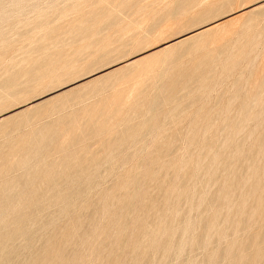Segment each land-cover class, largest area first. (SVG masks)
Here are the masks:
<instances>
[{"label":"rangeland","instance_id":"1","mask_svg":"<svg viewBox=\"0 0 264 264\" xmlns=\"http://www.w3.org/2000/svg\"><path fill=\"white\" fill-rule=\"evenodd\" d=\"M0 264H264V0H0Z\"/></svg>","mask_w":264,"mask_h":264},{"label":"bare ground","instance_id":"2","mask_svg":"<svg viewBox=\"0 0 264 264\" xmlns=\"http://www.w3.org/2000/svg\"><path fill=\"white\" fill-rule=\"evenodd\" d=\"M255 3V2H254ZM237 21V20H236ZM237 23V22H236ZM210 28V27H209ZM201 35V34H200ZM186 39V38H185ZM18 108V107H17ZM61 142V141H60ZM43 167V166H42ZM27 176V175H26ZM28 177V176H27ZM47 177V176H46ZM105 210V209H104Z\"/></svg>","mask_w":264,"mask_h":264}]
</instances>
